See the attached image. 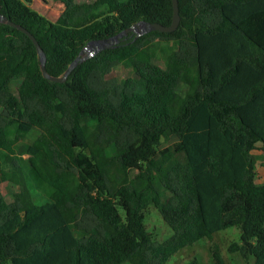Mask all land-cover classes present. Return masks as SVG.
I'll list each match as a JSON object with an SVG mask.
<instances>
[{
    "label": "trees",
    "instance_id": "trees-1",
    "mask_svg": "<svg viewBox=\"0 0 264 264\" xmlns=\"http://www.w3.org/2000/svg\"><path fill=\"white\" fill-rule=\"evenodd\" d=\"M177 1L176 30L127 36L62 83L42 76L25 33L0 23V184L18 187L10 202L0 192V264H168L229 227L240 231L229 250L264 264V184L252 154L264 151V0ZM31 3L0 0V14L34 36L52 76L90 40L172 19L171 0H62L55 20ZM156 43L172 46L162 66ZM119 64L134 77H108ZM189 75L198 83L180 93ZM53 120L75 192L40 141L21 142ZM151 204L172 230L165 240L144 224Z\"/></svg>",
    "mask_w": 264,
    "mask_h": 264
},
{
    "label": "rangeland",
    "instance_id": "rangeland-1",
    "mask_svg": "<svg viewBox=\"0 0 264 264\" xmlns=\"http://www.w3.org/2000/svg\"><path fill=\"white\" fill-rule=\"evenodd\" d=\"M75 2H91L93 0H73ZM31 8L44 15L50 20H55L62 12L64 5L62 0H32ZM154 61L162 66L163 57L166 52L170 51L171 44L156 43L155 44ZM108 77L116 78L118 81L127 78H133L132 70L122 64L113 67ZM198 83L195 76L189 75L183 78L178 87L180 93H184L187 89L193 88ZM52 125V126H51ZM55 129V133L52 130ZM56 126L53 122L44 123L33 128L21 142L29 143L38 140L50 152L51 161L49 163L51 171L58 177H61L71 192L76 191L78 183V175L76 169L70 164L68 158L59 151L54 143L53 138L56 135ZM176 138L162 141L161 147L170 145ZM255 162V180L259 184H264V151L257 148L252 151ZM26 156L24 155L23 158ZM18 191L17 185L4 182L0 184V192L7 202L12 201L13 194ZM161 196L164 202L170 203V194L162 188ZM144 224L146 229L151 233L155 240L162 241L168 238L172 230L163 221L158 210L151 204L144 209ZM240 231L237 227H229L215 232L211 238H202L192 245L186 246L173 254L168 264H187L193 258H196L200 264H218L212 255V250L216 248L221 257V264H253L254 258L249 256L244 258L238 252L229 250L233 243L239 242ZM9 264V263H3Z\"/></svg>",
    "mask_w": 264,
    "mask_h": 264
},
{
    "label": "water",
    "instance_id": "water-1",
    "mask_svg": "<svg viewBox=\"0 0 264 264\" xmlns=\"http://www.w3.org/2000/svg\"><path fill=\"white\" fill-rule=\"evenodd\" d=\"M172 1V19L171 23L167 26L159 24L157 22H148V21H139L135 24L129 26L128 28L120 31L119 33L105 37L100 39H93L88 41L79 51L78 55L70 62L61 76H52L49 75L45 68V55L40 48L38 42L34 38V36L22 26L10 21L6 16L0 14V23H4L14 27L21 32L25 33L33 42L36 48V52L40 62V70L42 76L50 81L62 83L66 80L69 73L81 62L95 56L97 53L112 48L116 46L122 39H125L127 36H132L133 39H137L138 37L150 32V31H161V32H173L179 25L180 16L178 9V1Z\"/></svg>",
    "mask_w": 264,
    "mask_h": 264
}]
</instances>
